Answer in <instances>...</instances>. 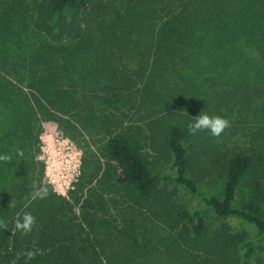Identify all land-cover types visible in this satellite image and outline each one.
<instances>
[{"label":"trees","instance_id":"1","mask_svg":"<svg viewBox=\"0 0 264 264\" xmlns=\"http://www.w3.org/2000/svg\"><path fill=\"white\" fill-rule=\"evenodd\" d=\"M137 100L178 110L174 176L151 172L148 129L126 123ZM204 110L229 120L225 141L253 119L248 143L192 135ZM45 120L83 139L88 188L75 201L43 183ZM0 156V264H264L247 229H209L158 187L172 180L264 236V0H0ZM200 179L222 180L219 193ZM26 212L30 231L15 226Z\"/></svg>","mask_w":264,"mask_h":264},{"label":"rangeland","instance_id":"2","mask_svg":"<svg viewBox=\"0 0 264 264\" xmlns=\"http://www.w3.org/2000/svg\"><path fill=\"white\" fill-rule=\"evenodd\" d=\"M130 107V106H129ZM146 111L145 106L135 102V106L127 110L126 123L131 125H143L148 129L147 142L145 143V154L149 162V169L155 175L161 177L174 176L176 168L173 164L172 156L167 148L166 136L169 127L179 121L178 110L158 109ZM239 119V114L236 113L231 117V121ZM246 119V118H245ZM244 123V128H239L234 136H229V141L224 140L223 136L214 137L215 148L220 149L228 148L233 150L237 147H242L248 143L247 134L250 129H245L254 125V120L249 117ZM43 131L40 135L39 150L37 151L38 158L41 159L45 165L43 172V183L48 186L55 194L70 200L75 201L82 195L79 194L81 187L85 185L87 189V176L83 160L85 159L86 150L83 145V139L76 133H70L63 129L54 120L43 121ZM240 127V126H239ZM150 128V129H149ZM241 129V130H240ZM245 129V130H244ZM84 137L90 143L91 150L101 157L100 145L94 143V138L91 139L87 133L84 132ZM98 139H95V141ZM82 143V144H81ZM213 143V145H214ZM81 144V145H80ZM209 144H211L209 140ZM224 144V145H223ZM101 162L104 163L105 159L101 157ZM250 177H246L244 185L239 191L238 198L243 197L245 190L248 186ZM199 179V176L196 177ZM199 188L206 194L219 193L222 186V180L216 181L200 179L198 180ZM158 187L166 190L168 193L173 194V200L176 203H181L188 207L190 210H200L205 216L209 229H215L221 225H228L233 231L248 230V236L258 246L260 254L264 255V236H258V231L247 225L240 218L217 217L201 199V197L186 187L175 183L172 180L161 179L158 182ZM87 192L84 194V197ZM123 200V199H121ZM79 207V206H77ZM78 211V208H77Z\"/></svg>","mask_w":264,"mask_h":264},{"label":"clouds","instance_id":"3","mask_svg":"<svg viewBox=\"0 0 264 264\" xmlns=\"http://www.w3.org/2000/svg\"><path fill=\"white\" fill-rule=\"evenodd\" d=\"M230 126L229 120L221 116L209 115L205 110L199 115L192 117L188 124V129L192 135H196L200 130H208L213 137H219ZM8 156H0V160H8ZM35 217L32 213L26 212L22 221L16 223V228L23 231H30ZM30 251L28 255H32Z\"/></svg>","mask_w":264,"mask_h":264}]
</instances>
